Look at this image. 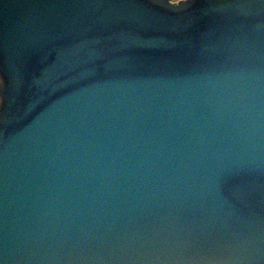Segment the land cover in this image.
Instances as JSON below:
<instances>
[{"label":"water","instance_id":"obj_1","mask_svg":"<svg viewBox=\"0 0 264 264\" xmlns=\"http://www.w3.org/2000/svg\"><path fill=\"white\" fill-rule=\"evenodd\" d=\"M0 264H264V0H0Z\"/></svg>","mask_w":264,"mask_h":264},{"label":"rangeland","instance_id":"obj_2","mask_svg":"<svg viewBox=\"0 0 264 264\" xmlns=\"http://www.w3.org/2000/svg\"><path fill=\"white\" fill-rule=\"evenodd\" d=\"M178 1H180V0H172L173 3H176V2H178Z\"/></svg>","mask_w":264,"mask_h":264}]
</instances>
